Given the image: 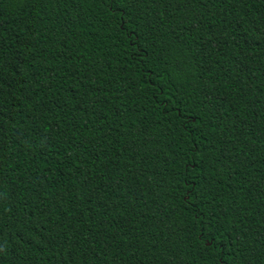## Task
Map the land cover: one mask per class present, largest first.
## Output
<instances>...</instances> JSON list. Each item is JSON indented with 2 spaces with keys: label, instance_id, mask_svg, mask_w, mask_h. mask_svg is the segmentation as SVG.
Masks as SVG:
<instances>
[{
  "label": "trees",
  "instance_id": "trees-1",
  "mask_svg": "<svg viewBox=\"0 0 264 264\" xmlns=\"http://www.w3.org/2000/svg\"><path fill=\"white\" fill-rule=\"evenodd\" d=\"M0 29L5 264H264V0H0Z\"/></svg>",
  "mask_w": 264,
  "mask_h": 264
},
{
  "label": "snow or ice",
  "instance_id": "snow-or-ice-1",
  "mask_svg": "<svg viewBox=\"0 0 264 264\" xmlns=\"http://www.w3.org/2000/svg\"><path fill=\"white\" fill-rule=\"evenodd\" d=\"M139 0H107V3L109 6L114 7L116 12H119L121 8L127 6V7H131V5L133 3H138ZM121 19L120 16H117V20ZM119 26V25H118ZM0 32H2V29H0ZM128 39L130 40H135L136 37L134 34H129L128 35ZM3 46V41H2V37H0V47ZM17 84L20 85V87L24 86V80L23 77H20L16 84H8L7 81L4 79L3 77V66L0 65V98L3 97V93H4V89L5 87H7L9 89V91H11V89L16 88V91L19 92L20 88L17 87ZM158 91H162L159 90ZM13 95H15V93H13ZM22 101H30V94L29 93H25L23 96H21L16 103H14L12 105L13 108H18L20 103ZM29 107L33 108V106L31 105V103H29ZM3 101L0 100V118L3 117ZM34 110V108H33ZM192 123L195 125L196 122L192 121ZM0 128H2V124H0ZM47 146V145H46ZM173 163L175 164L176 161L173 160ZM187 163V162H185ZM45 167H47V164H45ZM194 175V174H193ZM172 177H173V186H175V184L177 183H182L185 185H188V188L186 189V194H180V199L187 201L191 204V206L193 208H195L196 206V201L199 199L198 196H193L192 192H191V188L195 187V184H190L189 180L190 177L188 174H186L185 171H182L179 167V165H177V169L175 171L172 172ZM202 191V189H201ZM189 197H191V200L189 201ZM173 199H175V195L172 197ZM196 221L198 223H204L205 221H207V228L208 231L206 233H203V229H200L197 231V235L200 237V239L203 241V245L205 247L206 250L209 251H216L219 249L220 245L217 243L216 240V233L219 231L218 228H214L211 217H204L203 214L201 213L200 215H197L195 217ZM3 235V225H0V236ZM228 237H224V240H227ZM26 243V242H25ZM9 256H12V251L11 249H6L5 250ZM0 264H5V260H4V252H0ZM9 264H11V261L9 262ZM21 264H23V261H21ZM217 264H221V262L218 260Z\"/></svg>",
  "mask_w": 264,
  "mask_h": 264
}]
</instances>
